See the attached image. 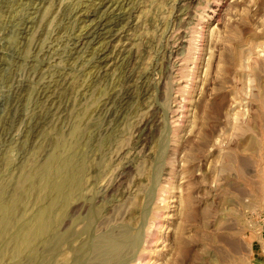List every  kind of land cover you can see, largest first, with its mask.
Returning a JSON list of instances; mask_svg holds the SVG:
<instances>
[{
	"label": "rangeland",
	"instance_id": "rangeland-1",
	"mask_svg": "<svg viewBox=\"0 0 264 264\" xmlns=\"http://www.w3.org/2000/svg\"><path fill=\"white\" fill-rule=\"evenodd\" d=\"M118 1L0 0V264H264V0Z\"/></svg>",
	"mask_w": 264,
	"mask_h": 264
},
{
	"label": "bare ground",
	"instance_id": "bare-ground-1",
	"mask_svg": "<svg viewBox=\"0 0 264 264\" xmlns=\"http://www.w3.org/2000/svg\"><path fill=\"white\" fill-rule=\"evenodd\" d=\"M27 1H30V2H34V4L35 3H37V4H43V2H45L46 0H27ZM91 1V0H90ZM108 2H110V3H112V4H117V8H119V9H123L124 8V6H121L122 4H124V2L125 1H122V2H119L118 0H97L96 2H93V1H91V2H89V0H88V2H87V4H86V6L85 7H83V8H79L78 9V7H77V9L76 10H72L71 12H70V14H72V17H74L76 20H78L79 21V25H80V23H83V22H85L86 20H88V17L90 16V14L92 15V14H95L97 11H98V9H100L101 8V6H106L105 4L107 3L108 4ZM91 4L94 8H93V10L91 9L90 11H88L87 10V8H88V4ZM31 4V3H30ZM112 4H110V5H112ZM119 4V5H118ZM18 5V4H17ZM38 5V6H39ZM33 7L32 9V12H37V11H39V9H40V7ZM29 8H31V7H29ZM111 8V7H110ZM103 9V8H102ZM105 9V8H104ZM101 10V9H100ZM113 11V10H112ZM129 11V9H127V10H125V11H122L121 10V13H119V15L118 16H116L114 19H112L113 21L115 20L117 23H118V21H123L126 17H127V19L129 18V17H131L130 15H131V11L130 12H128ZM31 12V13H32ZM99 12V11H98ZM114 12V11H113ZM100 13V12H99ZM105 13V12H104ZM111 13V12H110ZM116 15V14H115ZM127 15V16H126ZM29 16V15H28ZM95 16V15H94ZM98 16V15H97ZM96 16V17H97ZM126 16V17H125ZM31 17V16H30ZM99 17V16H98ZM92 18V17H91ZM103 18V17H102ZM109 18H111V17H109ZM108 18V19H109ZM73 19V18H72ZM26 22H25V24H24V27H21L22 28V30H21V33H23V32H25V30L29 27L28 25H30V24H33L34 23V20H32L31 18H28V19H26L25 20ZM104 20L103 19H101L100 17H99V19H97L94 23L92 22L88 27H82V28H85V29H81V27L79 26L78 28H80V30L78 31V33L77 34H74L73 35V37L72 38H68L67 39V42H66V44H67V53H68V55L67 56H69V60H70V58L71 59H74L75 60V58L76 57H79L78 56V54H79V50L82 48V46L84 45V44H86L87 43V41H89L91 38L92 39H94V36H96V33L98 32V30H99V28L101 29H103V27H104V22H103ZM111 21V20H110ZM109 22V21H108ZM127 22V21H126ZM112 23V22H111ZM114 23V22H113ZM120 23V22H119ZM122 23V22H121ZM124 24H126L125 22H124ZM88 25V24H87ZM16 26V25H15ZM101 26H103V27H101ZM108 26V25H107ZM112 26V25H111ZM112 28V27H111ZM114 29V28H113ZM17 30V29H16ZM111 30V29H110ZM104 31V30H103ZM115 32V31H114ZM120 32H121V29H120ZM107 33V32H106ZM104 33H102V35H103ZM101 35V34H100ZM116 35H118L117 33H112V34H109V37L111 38V37H115ZM102 37V36H101ZM108 37V38H109ZM98 38V37H97ZM107 38V39H108ZM102 40V39H101ZM127 40V39H126ZM93 41V40H92ZM95 43H97V42H95ZM101 43H102V41H101ZM97 44H100V43H97ZM103 44V43H102ZM101 45V44H100ZM105 45V44H104ZM124 45V44H123ZM126 46V45H125ZM34 47V46H33ZM37 47H39L38 46V44H36L35 45V48H37ZM99 48V47H98ZM95 49V48H94ZM82 50V49H81ZM93 50V49H92ZM122 50H124V48H122ZM128 50V49H127ZM105 50H104V47H102L101 49L99 48V49H97V51H95L96 53H95V60H94V66H96V67H99V66H101V65H103V64H106L105 62H106V60H104V58H105V56H101V54L99 53V52H104ZM120 51V50H119ZM124 52V51H123ZM127 52V51H126ZM129 52V51H128ZM108 55V54H107ZM127 56V55H126ZM107 57V56H106ZM129 58V57H128ZM66 59H67V57H66ZM107 59V58H106ZM116 61V60H115ZM95 67V68H96ZM100 68V67H99ZM129 70V69H128ZM58 77H60V76H58ZM65 78V77H64ZM60 80V79H59ZM61 81V80H60ZM17 84V83H16ZM62 85V84H61ZM57 86H59V81H58V79L57 80H55V84H52L51 83V81L50 82H47L44 86H43V84H41V86H39L38 88H37V91H36V94H37V98H40V99H43L44 98V101H46V100H49L51 103L50 104H52V100L53 99H51L52 98V95L54 94V93H56V87ZM15 88V87H14ZM20 91V90H19ZM18 91V92H19ZM127 91V90H126ZM130 91V90H129ZM21 94V93H20ZM40 96V97H39ZM55 98V97H54ZM42 101V100H41ZM39 102V101H38ZM43 102V101H42ZM45 103V102H44ZM55 105V104H54ZM36 108V107H35ZM54 108V107H53ZM47 112V111H46ZM52 113V112H51ZM44 117H46V116H44ZM141 122V121H140ZM73 178V177H72ZM70 181V183H69V185L71 186V187H74V185L76 184V183H74V181L71 179V180H69ZM68 185V186H69ZM70 191H71V189H70ZM65 196H67V194L65 193ZM64 196V197H65ZM62 198V197H61ZM62 200H63V198H62ZM69 200V199H68ZM62 202V201H61ZM64 202V201H63ZM66 204V203H65ZM40 229V228H39ZM43 229V228H42ZM132 240H131V238H127V237H124V238H122V239H118V240H111V241H109L108 242V246H109V248L111 249V250H113V251H120L122 248H124V247H128V246H130V245H132Z\"/></svg>",
	"mask_w": 264,
	"mask_h": 264
}]
</instances>
